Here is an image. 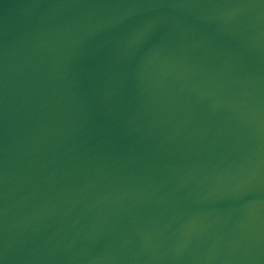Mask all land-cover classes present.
Masks as SVG:
<instances>
[{"label": "water", "instance_id": "water-1", "mask_svg": "<svg viewBox=\"0 0 264 264\" xmlns=\"http://www.w3.org/2000/svg\"><path fill=\"white\" fill-rule=\"evenodd\" d=\"M0 264H264V0H0Z\"/></svg>", "mask_w": 264, "mask_h": 264}]
</instances>
